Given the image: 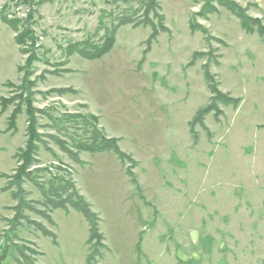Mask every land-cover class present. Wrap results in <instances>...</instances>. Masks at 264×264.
<instances>
[{"label":"rangeland","instance_id":"1","mask_svg":"<svg viewBox=\"0 0 264 264\" xmlns=\"http://www.w3.org/2000/svg\"><path fill=\"white\" fill-rule=\"evenodd\" d=\"M234 1L264 26V0ZM141 3L0 0V264H264V41L215 1L204 16L205 0H159L167 31L155 40L150 26L129 24L100 58L66 55L76 42L102 43L118 17L140 18ZM23 30L35 45L16 43ZM207 76L241 101L217 100L194 120L212 103ZM28 111L41 143L22 170ZM84 115L129 158L83 151L77 161L62 150L58 140L75 153L90 136L75 119ZM61 179L100 219L103 246L90 263L85 217L46 212L36 186Z\"/></svg>","mask_w":264,"mask_h":264},{"label":"trees","instance_id":"2","mask_svg":"<svg viewBox=\"0 0 264 264\" xmlns=\"http://www.w3.org/2000/svg\"><path fill=\"white\" fill-rule=\"evenodd\" d=\"M30 1V0H29ZM215 1L220 6L226 8L228 11H230L234 16H236L243 28L248 33H255L257 32L260 38L264 41V26L260 19H253L250 16L246 14V10L236 1L234 0H205V6L203 9V15L206 16L211 13L217 12L216 8L211 5V2ZM142 14L140 18H134V17H128L126 15H122L121 17H118L115 20V23L110 28H104V37L102 40V43L97 44L96 42L90 41V40H83L80 42H76L71 46H68L66 48V55L72 56L74 54H79L81 57L86 59H96L100 58L106 53H108L114 46L117 38V30L124 25H133L134 27L139 26H150L152 28V33L150 36V41H153L157 38L160 31H167L164 30V17L160 13L161 6L159 4V0H142L141 7ZM139 11V10H138ZM2 20L4 23H6L12 30L15 32L19 31L18 23L21 22L19 20H10L6 16H2ZM155 21L157 23L155 24ZM23 24L27 25L28 20L24 19ZM164 26V27H163ZM16 43L18 45H23L25 42H32V45H35L33 43L36 42L34 37H32V33L28 32L27 30L20 31L18 35L15 37ZM209 87L212 84V87H210L211 91L213 92L214 96L212 98V103H210L205 108H208V110L202 109L199 111L198 115L194 118V120L201 119L202 117H206L207 114L212 113L213 110H215L212 106V104L218 100V102H221L225 105H231L235 104L237 106L240 103V99L233 98L229 99L228 97H224L223 94L218 90L217 86H215V83H213L212 78L206 77ZM230 97V96H229ZM28 104V102H26ZM20 111V109H19ZM19 113V112H17ZM206 113V114H205ZM16 114L13 116V120L15 119ZM34 116L32 111H28L27 113V123L29 124V127L27 129V144L24 149H21L19 151V154L16 155L17 160L21 163L19 169H28L31 168V166L34 163H37L36 161V155L38 153V143H41L39 136L37 134V131L35 130V122H34ZM76 120H81L83 122V125L85 127L91 126V132L87 133L90 135L89 137L85 138L82 142L77 144L76 150L77 152L73 153L69 146L61 141H57L58 144L61 146L62 150H64L67 153H70L77 161H79L78 153L83 151L88 152H106V151H113L115 154L119 156L120 159L123 161L127 158H129L128 155L124 154L115 139H109L103 135V133L98 130L97 125L95 123L96 118L93 116L87 117V116H77L75 118ZM89 121L90 124L86 125L85 122ZM193 120V123H194ZM98 121V120H96ZM94 122V123H93ZM92 123V125H91ZM200 123V122H197ZM94 124V125H93ZM86 132V131H85ZM16 179V178H14ZM22 179H29L27 176L23 175ZM19 179L14 180L16 184H10L11 188L16 186V193L14 194L17 199H19V204L17 209L19 210V213L16 216L17 220H24L26 217L24 216L22 209L24 207V198L23 196L20 197V195L23 193V189L21 187ZM38 180V179H36ZM13 181V180H12ZM36 186L41 191L44 201L43 205L45 206V211L48 212V210H54V209H61L64 211H68L70 208L78 211L81 213L90 226V236L88 243L91 245V254L89 255L88 262L90 263L93 261L96 256L98 255V247L103 246V240L104 236L100 231V224H99V217L98 215L93 212L91 209V205L84 199L83 195H81L77 189L75 188V185L71 181H67L65 179L61 180H55L49 183H41L40 181H37ZM9 187V189H11ZM20 194V195H19ZM43 213L45 218L51 219L50 216L47 213ZM35 225L39 230H41L45 236L52 237L55 239V235L43 228L40 224L37 223H31Z\"/></svg>","mask_w":264,"mask_h":264},{"label":"crops","instance_id":"3","mask_svg":"<svg viewBox=\"0 0 264 264\" xmlns=\"http://www.w3.org/2000/svg\"><path fill=\"white\" fill-rule=\"evenodd\" d=\"M0 229H2V227L0 226Z\"/></svg>","mask_w":264,"mask_h":264}]
</instances>
